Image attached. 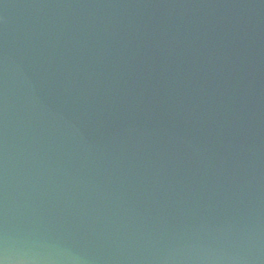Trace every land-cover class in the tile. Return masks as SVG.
<instances>
[{
  "label": "water",
  "instance_id": "1",
  "mask_svg": "<svg viewBox=\"0 0 264 264\" xmlns=\"http://www.w3.org/2000/svg\"><path fill=\"white\" fill-rule=\"evenodd\" d=\"M0 264H264V0H0Z\"/></svg>",
  "mask_w": 264,
  "mask_h": 264
}]
</instances>
